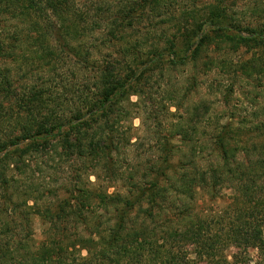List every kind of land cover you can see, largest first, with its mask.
<instances>
[{
	"label": "trees",
	"instance_id": "trees-1",
	"mask_svg": "<svg viewBox=\"0 0 264 264\" xmlns=\"http://www.w3.org/2000/svg\"><path fill=\"white\" fill-rule=\"evenodd\" d=\"M177 1L0 0V264H250L249 248L257 251L253 264H264L263 142L240 139L230 122L214 128L209 142L202 140L209 106L201 100L188 103L168 131L191 145V154L211 149L214 158L207 166L175 168L173 137L156 130L152 137L157 135L159 154L144 173L138 171L139 177L133 171L139 165L127 172L118 160L132 145L121 122L128 106L142 103L144 109L145 87L159 84L168 66L191 63L198 69L204 54L200 65L206 73L215 64L205 51L211 43H225L233 50L259 51L233 65L240 73L264 75V27L246 35L234 32L224 0L201 10L181 8L176 16ZM166 13L176 24L172 39L165 37L163 47L152 43L145 51V38L132 39L139 31L134 26ZM96 41L117 46L118 57L113 50L95 57ZM66 56L87 75L75 84L78 88L53 89L51 76L41 85H15L7 64L28 67L26 74L45 63L51 73ZM192 80L197 83L194 75ZM188 90L168 96L172 106L179 109L187 102ZM133 95L138 102H129ZM148 111L153 118L159 115ZM50 154L77 159L81 166L76 186L63 197L51 198L56 191L32 181L36 171L47 168L38 162L30 168L28 161ZM98 169L109 180H125L122 190L108 192L88 180L100 178ZM83 173L87 184L81 182ZM225 188L233 197L224 219L193 214L196 193L217 196ZM180 196L174 220L162 221L161 211ZM35 216L46 227L39 242L32 234ZM232 247V254L224 253Z\"/></svg>",
	"mask_w": 264,
	"mask_h": 264
},
{
	"label": "rangeland",
	"instance_id": "rangeland-1",
	"mask_svg": "<svg viewBox=\"0 0 264 264\" xmlns=\"http://www.w3.org/2000/svg\"><path fill=\"white\" fill-rule=\"evenodd\" d=\"M213 1L178 0L175 5L176 8L172 9V11L177 16L181 8L184 9L194 6L196 10H201L206 3ZM224 4L231 21L235 24L232 27L234 28L232 29L234 32L244 30V35H246L253 29L258 30L264 27V0H224ZM168 14H162L159 17L150 18L149 20L141 19V23L134 26L139 31L132 36V39L138 40L145 38L147 43L145 45V51L148 50V46L152 43L159 44L163 47L165 37L172 39L176 28L173 20L168 21L170 19ZM96 43L99 54H95V57L110 54L112 50L114 51V49L118 48L114 45L113 47L99 45V41H96ZM205 52L209 54V58H212L215 64L209 71L204 73L203 67L200 65L205 59L203 58L204 54L200 58L198 69H193L191 63L168 66L165 68L166 74H164L163 79L158 78L157 83L159 84L152 85L149 88L145 87V93L142 97L144 109L141 106L142 103L141 105L128 106L130 108L129 115L121 122L124 128H128L129 132L126 131L127 134H131L132 145L126 147L121 151V155L118 156L121 168H125L124 170L129 172L128 169H133L132 167L139 165L138 168L133 169L134 173L138 177L141 172L144 173V166L156 159V155L159 154V151L157 152L156 150L157 144L155 142L157 135L152 137L153 132L156 130L161 134V137L164 135L169 137L170 132L168 130H170V127H175L174 124L181 115H185L186 105L191 102L197 103L201 100L209 106V118L205 121L204 128L201 129L202 133L200 134V138L202 140L209 142L214 128L230 122L233 127L239 129L238 132L241 134L240 139L248 140L255 144L256 142L264 143V75L240 73L233 65H239L245 60H250L253 54L259 51L249 49L245 46L233 50L225 43H219V46L211 43ZM114 55L117 56L115 51ZM225 63L227 65H224ZM7 64H9L11 74L16 79L15 85L28 83L41 85L51 76L53 83L50 87L53 89H59L62 86L71 87L73 85L75 88H78L75 84H81L85 76H87L82 69H77L78 66L73 61V58L67 56L63 58V61L59 65L55 66L51 73L48 71L47 66L44 65L45 63L31 66L32 68L26 74L22 72L28 67H21L20 69L18 62H8ZM42 65L45 66V69L41 68ZM193 75L196 77L197 83L193 82ZM184 87L189 89L187 91L188 101L177 109L172 106V101L168 99V96L181 95ZM166 90L172 94H167ZM138 100L139 98L133 95L130 97L129 102H138ZM150 109L153 111L154 109L157 110L156 113L159 115L153 118V115L148 111ZM148 115H151V117H148ZM170 135L173 137L172 145L176 146L172 162H174V167L178 170L183 171L181 167L185 163H188L187 168H190L189 165L205 167L214 158L209 148H204L199 153L197 151L199 148H197L195 150L196 152L191 154L193 152L191 151V145L182 143L174 131ZM199 156H203V158ZM241 157H243V154L239 153L237 158L240 159ZM36 162H38L39 166H44L47 169L41 173L36 171V175L34 176L33 172L29 170V175L31 177L33 176L32 181L35 185L40 186L42 189H44L43 185H48L46 190L56 191L52 193L51 198H55L56 195L63 197L67 194L65 190L73 189L76 186L77 180H79L76 169L80 166L77 159L68 161L58 159L57 155L50 154V156H46L40 160H29L28 164L30 168L38 167L36 166ZM98 172L100 173L98 180L93 175H90L88 180L99 183L108 192L122 190V182H125V180H109L106 178L107 174L103 170L98 169ZM81 182L87 184L86 173L81 175ZM194 197V201L191 203L193 214L211 218L219 216L217 218L224 219L227 206L232 202L233 194L230 189L225 188L219 191L217 196L200 192L199 194L196 193ZM181 201H183L182 196L178 197L169 209L162 210L159 218L162 221L166 219L168 221L174 220V212H176V208ZM142 208L144 207L142 206ZM95 216L97 217V215ZM90 222L92 223L93 221ZM102 222H104L103 218ZM172 226H174V223ZM177 226L179 225L175 224V227ZM210 226L221 227L223 223H211ZM32 227L33 237L37 242L41 241L44 237L42 229L46 227H42L41 221L37 216L33 218ZM71 231L74 232L73 229ZM234 251L232 247L225 250L224 253L230 255ZM247 253L249 255L248 258L251 259L250 264H253L257 255L256 249L249 248ZM189 257L192 258L193 255L191 254ZM198 264L204 263L199 262Z\"/></svg>",
	"mask_w": 264,
	"mask_h": 264
}]
</instances>
